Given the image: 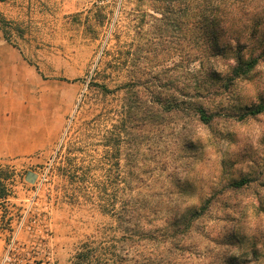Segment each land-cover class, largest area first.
<instances>
[{
	"label": "rangeland",
	"instance_id": "1",
	"mask_svg": "<svg viewBox=\"0 0 264 264\" xmlns=\"http://www.w3.org/2000/svg\"><path fill=\"white\" fill-rule=\"evenodd\" d=\"M255 5L264 20V0ZM154 8L153 0H0V88L16 94L17 114L48 100L60 126L47 148L0 162L10 190L0 203V257L26 214L40 215L32 230L50 232L58 264H264V113L241 117L264 100V57L221 88L211 124L187 114L146 124L131 108L136 93L204 92L205 74H192L200 61L190 63L186 48L160 53ZM139 50L141 70L129 74ZM28 171L39 189L24 180Z\"/></svg>",
	"mask_w": 264,
	"mask_h": 264
},
{
	"label": "trees",
	"instance_id": "2",
	"mask_svg": "<svg viewBox=\"0 0 264 264\" xmlns=\"http://www.w3.org/2000/svg\"><path fill=\"white\" fill-rule=\"evenodd\" d=\"M160 16H152L155 25L156 40L160 44V53L178 52L185 54L193 63L200 61L199 68L192 74H205L202 78L204 92L176 89L171 86L151 92L145 89L134 95L141 118L148 124L157 118L162 125L166 116L182 117L184 114L199 126L211 124L219 114V102L222 87L249 74L264 57V36H259L263 18L254 14L258 0H153ZM140 50L135 52L129 74L141 70ZM196 83V82H195ZM196 85V84H195ZM200 85V84H199ZM198 87V86H197ZM134 111V110H133ZM264 113V100L247 109L241 117L256 116ZM178 124V122H176ZM195 135L187 138L186 145L193 146ZM0 167V203L8 200L10 190L8 175ZM248 178L231 182L239 188L247 184ZM205 211L194 210L191 218H197ZM185 220L186 218H181ZM3 222V217L0 219ZM11 222V221H10ZM8 222V224H10ZM118 264V263H117Z\"/></svg>",
	"mask_w": 264,
	"mask_h": 264
},
{
	"label": "crops",
	"instance_id": "3",
	"mask_svg": "<svg viewBox=\"0 0 264 264\" xmlns=\"http://www.w3.org/2000/svg\"><path fill=\"white\" fill-rule=\"evenodd\" d=\"M16 103V94L0 88V162L45 149L60 132V126L50 120L48 100H37L26 115L17 114ZM3 241L0 238V245Z\"/></svg>",
	"mask_w": 264,
	"mask_h": 264
},
{
	"label": "built area",
	"instance_id": "4",
	"mask_svg": "<svg viewBox=\"0 0 264 264\" xmlns=\"http://www.w3.org/2000/svg\"><path fill=\"white\" fill-rule=\"evenodd\" d=\"M33 185L40 187L38 173ZM40 215L27 216L23 214L16 224V230L12 231L0 257V264H58L54 248L50 243V232L47 230L34 231L35 225L40 223ZM45 218L43 215L42 220ZM44 221V220H43ZM26 228L28 231L24 237H20L19 229Z\"/></svg>",
	"mask_w": 264,
	"mask_h": 264
},
{
	"label": "water",
	"instance_id": "5",
	"mask_svg": "<svg viewBox=\"0 0 264 264\" xmlns=\"http://www.w3.org/2000/svg\"><path fill=\"white\" fill-rule=\"evenodd\" d=\"M37 174L33 171H28L24 177V180L28 183H34L36 180Z\"/></svg>",
	"mask_w": 264,
	"mask_h": 264
}]
</instances>
